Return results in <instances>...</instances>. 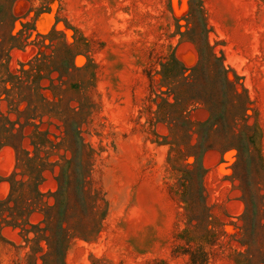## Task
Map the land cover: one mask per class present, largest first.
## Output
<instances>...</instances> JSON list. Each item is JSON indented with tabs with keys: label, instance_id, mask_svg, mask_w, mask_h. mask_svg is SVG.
I'll return each mask as SVG.
<instances>
[{
	"label": "rangeland",
	"instance_id": "374dc122",
	"mask_svg": "<svg viewBox=\"0 0 264 264\" xmlns=\"http://www.w3.org/2000/svg\"><path fill=\"white\" fill-rule=\"evenodd\" d=\"M0 143V264H264V0H0Z\"/></svg>",
	"mask_w": 264,
	"mask_h": 264
},
{
	"label": "trees",
	"instance_id": "16d2710c",
	"mask_svg": "<svg viewBox=\"0 0 264 264\" xmlns=\"http://www.w3.org/2000/svg\"><path fill=\"white\" fill-rule=\"evenodd\" d=\"M11 74V73H10ZM15 75V74H14ZM11 76H13V74H11ZM7 119V118H6ZM7 123L9 124V131L14 127L13 126V123L14 122H12V121H9L8 119H7ZM3 127H5V126H3ZM8 128H6V129H8ZM12 135H16V133H12ZM5 144H9V145H11L14 149H16L17 148V146L16 145H14L13 143H11V142H4ZM1 144V143H0ZM4 220V219H3Z\"/></svg>",
	"mask_w": 264,
	"mask_h": 264
}]
</instances>
